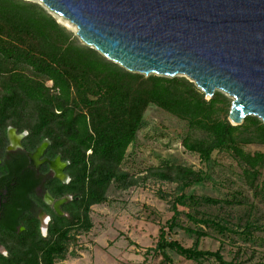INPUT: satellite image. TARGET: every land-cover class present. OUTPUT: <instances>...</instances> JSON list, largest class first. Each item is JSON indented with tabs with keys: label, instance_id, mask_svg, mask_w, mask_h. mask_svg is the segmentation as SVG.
Returning <instances> with one entry per match:
<instances>
[{
	"label": "trees",
	"instance_id": "16d2710c",
	"mask_svg": "<svg viewBox=\"0 0 264 264\" xmlns=\"http://www.w3.org/2000/svg\"><path fill=\"white\" fill-rule=\"evenodd\" d=\"M230 103L218 90L206 98L184 76H145L124 69L83 44L38 3L0 0V144H5L8 126L28 130L32 143L46 138L51 153H60L69 162L71 185L65 192L72 195L64 204L66 215L51 211L48 233L43 236L35 216L17 210L24 192L30 190L29 176L25 178L23 169H18L20 177L14 178L17 186L9 189L15 195L7 200L5 211H0V244L7 251L0 253V264H54L67 252L71 229L87 232L92 227L90 206L106 202L112 184L122 189L134 184L120 166L150 104L187 122L189 130L182 139L187 151L204 162L210 161L214 152H228L241 166L246 184L260 191L256 179L264 153H250L243 146L264 145V123L256 116H247L242 124H231L227 118ZM9 172L5 167L0 170L4 178ZM153 174L177 182L182 189L173 200V215L167 224L170 230L179 226L178 206L222 208L242 203L236 195L217 199L187 194L184 190L202 182L204 175L183 164L156 167ZM187 216L221 234L238 232L228 226L234 225L228 218L206 213L198 218L189 213ZM239 220L234 226L243 228L242 234L251 235L256 228L254 221L246 219L241 224ZM17 223L24 227L22 233H17ZM185 231L195 235L193 246L166 240L161 232L160 247L193 261L213 257L220 264H231L218 250L198 248L199 239L207 235L205 231Z\"/></svg>",
	"mask_w": 264,
	"mask_h": 264
},
{
	"label": "rangeland",
	"instance_id": "374dc122",
	"mask_svg": "<svg viewBox=\"0 0 264 264\" xmlns=\"http://www.w3.org/2000/svg\"><path fill=\"white\" fill-rule=\"evenodd\" d=\"M27 1L43 6L39 0ZM49 13L75 34L72 23ZM47 84L51 85V82ZM188 130L185 120L154 104L148 105L120 166L132 177L134 184L127 189L112 184L107 201L89 208L92 227L87 232L71 229L67 252L54 264H220L213 257L193 261L168 247H160L161 232L166 240H176L185 247L193 246L196 237L185 228L205 231L207 235L199 239L198 248L218 250L227 263L264 264V163L256 179L261 190L255 191L246 184L241 166L228 152H214L211 160L204 162L197 154L187 151L182 139ZM243 148L250 153H264V145L259 143L246 144ZM171 164H183L204 175L202 182L184 190L187 194L217 199H231L236 195L242 203L222 208L178 206L179 226L168 229V221L173 215V200L182 189L177 182L158 178L153 169ZM187 213L197 218L204 213L228 218L234 225L238 224L239 218L242 219L241 224L251 219L256 228L251 235H246L242 234L243 228L229 223L228 226L238 232L221 234L212 227L194 223ZM45 232L43 227V236ZM0 251L6 253L2 248Z\"/></svg>",
	"mask_w": 264,
	"mask_h": 264
},
{
	"label": "water",
	"instance_id": "95a60500",
	"mask_svg": "<svg viewBox=\"0 0 264 264\" xmlns=\"http://www.w3.org/2000/svg\"><path fill=\"white\" fill-rule=\"evenodd\" d=\"M39 1L124 69L184 76L206 98L216 90L231 98V124L264 123V0Z\"/></svg>",
	"mask_w": 264,
	"mask_h": 264
},
{
	"label": "flooded vegetation",
	"instance_id": "af4514ba",
	"mask_svg": "<svg viewBox=\"0 0 264 264\" xmlns=\"http://www.w3.org/2000/svg\"><path fill=\"white\" fill-rule=\"evenodd\" d=\"M28 135V130L19 131L8 126L5 131V144H0V170L5 167L10 171L7 178L0 174V211H5L7 200L15 195L13 191L10 193L9 189H15L17 181L14 178L20 177L16 172L23 169L24 177H27L26 174L29 176L27 184L30 190L24 192L23 198L18 197L21 198V203L18 204L17 210L32 213L38 221L39 232L41 233L44 227L47 235L52 220L51 211L66 215L64 204L72 199L71 193L65 192V187L71 185V176L67 171L69 162L60 153H51L50 142L46 138L39 143H32ZM63 198L67 199L59 204L57 210L54 204ZM23 230L24 227L17 223V233H22ZM1 248L6 251L2 244L0 250Z\"/></svg>",
	"mask_w": 264,
	"mask_h": 264
},
{
	"label": "bare ground",
	"instance_id": "6f19581e",
	"mask_svg": "<svg viewBox=\"0 0 264 264\" xmlns=\"http://www.w3.org/2000/svg\"><path fill=\"white\" fill-rule=\"evenodd\" d=\"M57 16H59L60 17V19H63V20H66V19H64V18H62L60 15H57ZM59 19V20H60ZM66 21H68V20H66ZM65 22V21H64ZM69 22V21H68ZM70 23V22H69Z\"/></svg>",
	"mask_w": 264,
	"mask_h": 264
}]
</instances>
